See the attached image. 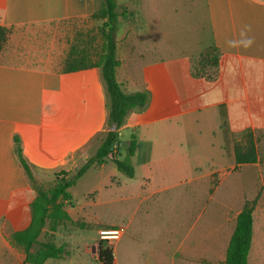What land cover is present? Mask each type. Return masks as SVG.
Masks as SVG:
<instances>
[{"label":"crops","instance_id":"0c3cea01","mask_svg":"<svg viewBox=\"0 0 264 264\" xmlns=\"http://www.w3.org/2000/svg\"><path fill=\"white\" fill-rule=\"evenodd\" d=\"M120 1L116 80L125 92L147 93L145 105L129 110L119 128L127 136L136 132L134 174L125 176L110 159L91 165L72 185L81 179V204L71 186L65 209L94 236L76 241L73 235L83 229L60 224L52 239L66 252L43 264H94L90 241L116 226L124 232L113 244V264L115 246L126 264H221L237 213L258 193L257 174L254 192H239L224 206L215 234L219 178L245 165L256 171L260 163L234 169L231 134L251 129L264 148V0ZM95 8V0H0V24L9 29L0 52V264H24L23 251L8 236L29 223L36 187L80 166L108 129L100 69H65L70 45L92 33L88 17ZM242 39L251 43H230ZM211 46L219 53L216 77L191 75V58ZM116 151L123 157V146ZM259 185L247 264H264L256 256L264 237L257 221L263 178ZM47 230L48 223L39 240H46Z\"/></svg>","mask_w":264,"mask_h":264},{"label":"trees","instance_id":"16d2710c","mask_svg":"<svg viewBox=\"0 0 264 264\" xmlns=\"http://www.w3.org/2000/svg\"><path fill=\"white\" fill-rule=\"evenodd\" d=\"M96 8L89 15L93 22L92 33L87 32L81 44L72 43L65 59L66 70H76L89 67L100 69L103 81L106 105L108 109L107 127L102 134L96 150L78 167L70 171L60 170L54 173L53 182L45 187H36V195L30 202V221L22 229L8 236L11 244L19 247L24 253V264H43L47 258H57L65 254V246L57 245L52 239L53 231L60 224L70 223L84 227L83 221L72 220L65 205L71 199L69 188L93 164H101L110 159L116 168L127 177H132L134 168L130 157L138 146L136 132H129L127 141L119 140V128L129 110L141 108L147 101L145 91L125 92L116 80L115 71L119 65L116 57L117 2L116 0H95ZM9 36V29L0 24V52ZM219 53L215 47H208L203 52L191 58L190 72L196 77L213 80L218 71ZM114 126V128H111ZM221 128L226 137L225 120ZM237 138V139H236ZM233 141L234 169L241 164L259 161L257 156V138L251 129L237 132ZM123 146L124 155L117 156V147ZM14 148L21 167L28 179L34 181L31 168L21 154L19 139L14 136ZM258 193L253 199L245 200L236 215L234 229L228 240L225 257L221 264H247L248 252L251 246L253 209ZM48 223L46 240H39L42 228ZM97 260L100 264H113V253L106 241L97 243Z\"/></svg>","mask_w":264,"mask_h":264},{"label":"rangeland","instance_id":"374dc122","mask_svg":"<svg viewBox=\"0 0 264 264\" xmlns=\"http://www.w3.org/2000/svg\"><path fill=\"white\" fill-rule=\"evenodd\" d=\"M118 2H121L120 0H118ZM73 41H75V38L73 37ZM72 41V42H73ZM231 137L234 141V139L237 137V133H232ZM128 138L127 134L125 132L120 131L119 133V139L122 141L124 139ZM257 138V137H256ZM237 139V138H236ZM258 142V140H257ZM256 142V143H257ZM119 146L116 148L118 149ZM256 148H257V154L259 155V165L257 166L256 171H254V167L252 166V168L248 165L243 166L239 171L233 172L231 174H228L226 176H222V178H219L218 180V184H217V177L218 174L215 172L213 174L214 176V186H216L217 184V189L215 190V196H214V200H213V204H214V209L212 211V214L214 216V227H215V234H216V228H218L220 226L221 223V213L223 212V208L226 204H229L231 202H233L235 200V198H237V193H241L242 195H250V192H254L255 186V180L257 179V174L260 175L259 176V181H258V194L261 192L262 186L263 185H259L261 183V178H263V182H264V148L263 147H257L256 144ZM202 170V169H201ZM223 172V171H222ZM50 182V181H49ZM47 182L46 186H49L51 183ZM199 185H202V183L199 181ZM200 188V187H199ZM168 192H165L163 194H166ZM72 198L74 200H76L79 204H81V179L78 181V183L76 184V186H72ZM264 202L262 203V206L260 207V211L258 210L259 214L258 215V224H259V235H262V231L264 233ZM209 213H210V209H209ZM79 221V220H78ZM233 221H230V224H232ZM74 227L76 228H81L79 226L74 225ZM110 227H104L103 229H108ZM83 230H76L77 233H75V235H73V237L75 238L76 241L81 242L82 240H84L83 238H87L88 240L90 238H92L94 236V232L92 230V227L90 226H86L81 228ZM83 238H82V237ZM99 233L96 239L90 241L91 245L89 246V259H92L94 261V264H100L97 262L95 253L97 252V243L99 241ZM115 243V240H111L110 242H106V244L108 246L111 247V249H113V244ZM260 249H259V253H258V249L256 250V256L258 254V260L264 263V237H261L260 240ZM115 252H116V260H117V264H126V262L128 261L125 255H121L119 252V249H121L119 246H115ZM140 249H142V247H139ZM121 251V250H120ZM143 251V250H142ZM165 253H168V248L165 247L164 248ZM113 252V250H112Z\"/></svg>","mask_w":264,"mask_h":264},{"label":"built area","instance_id":"2783aa9c","mask_svg":"<svg viewBox=\"0 0 264 264\" xmlns=\"http://www.w3.org/2000/svg\"><path fill=\"white\" fill-rule=\"evenodd\" d=\"M123 232H124V226H116L108 229H100L99 239L104 240L106 242H110L111 240L118 239Z\"/></svg>","mask_w":264,"mask_h":264},{"label":"clouds","instance_id":"9594fccd","mask_svg":"<svg viewBox=\"0 0 264 264\" xmlns=\"http://www.w3.org/2000/svg\"><path fill=\"white\" fill-rule=\"evenodd\" d=\"M241 35H243V33H242ZM230 43H232V44H235V43H242V44H244V45L246 46L247 44L251 43V41H250V40H243V39H242V40L239 41V42L232 41V42H230Z\"/></svg>","mask_w":264,"mask_h":264},{"label":"water","instance_id":"95a60500","mask_svg":"<svg viewBox=\"0 0 264 264\" xmlns=\"http://www.w3.org/2000/svg\"><path fill=\"white\" fill-rule=\"evenodd\" d=\"M111 128H114V126H111Z\"/></svg>","mask_w":264,"mask_h":264}]
</instances>
